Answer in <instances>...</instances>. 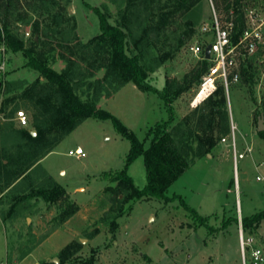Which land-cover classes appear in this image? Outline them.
<instances>
[{
  "label": "rangeland",
  "instance_id": "1",
  "mask_svg": "<svg viewBox=\"0 0 264 264\" xmlns=\"http://www.w3.org/2000/svg\"><path fill=\"white\" fill-rule=\"evenodd\" d=\"M127 2L54 0V5L44 9L40 1L0 0V26L6 25L26 42L34 37L32 30L35 22L40 23L41 30H50L48 39L42 37L40 47L54 49L51 53L55 54L56 61L52 67L61 72L68 66L69 60L73 61L76 78L79 79V93L89 91L90 94H100L98 107L118 118L148 147L151 141L149 130L168 118L162 99L156 94L140 91L132 83L113 93V85L104 80L105 69L100 68L104 56L98 53L94 44L88 45L100 33L99 17L93 8H100L116 25L121 22ZM246 2L247 23L252 15L264 21V0ZM175 4L176 0H155V16L160 13L157 9L160 6L172 9ZM56 13L64 17L59 26L54 23ZM230 14L213 0H201L191 13L177 14L159 36L151 32L147 43L149 47L144 45L145 42L140 46L141 50L144 47L145 59L154 67L150 75L154 86L167 89L169 95H173L179 88L191 85L173 101L175 120L169 130L175 136L178 135L175 129L179 125L197 130L201 135L213 132L217 141L210 153L196 159L170 186L168 196L175 199L124 203L127 192L117 188V183L104 179V175L125 168L131 147L129 140L117 131L110 119H87L40 161L42 169L86 209L81 226H77L80 233L74 242L102 232L99 244L87 245L83 253L77 254L82 253V256H73L77 257L76 264H84L93 250L94 264H243L241 231L245 239H253V244L246 251L247 264H250L252 248L262 250L264 264V219L257 228L244 231L242 227L243 217L264 211V138L257 131L264 104V49H259L252 56L242 57L239 61L240 81L231 84L225 92L231 128L228 136L222 138L218 134L219 118L216 116L213 126H208V102L199 104L197 108L191 105L200 86L191 80L194 71L200 69L202 59L196 57L190 48L212 40L213 34H204L201 28H210L214 15L225 26L229 23ZM135 33L134 39L139 40L142 33ZM183 33L187 34L185 43L178 50L177 38ZM137 51L132 45L129 47L130 54ZM167 53L171 56L164 59ZM6 61L5 74L0 77V109L7 97L5 92L9 82H24L30 86L38 78L36 72L24 68L25 58L21 53L8 49ZM252 61L259 62L254 71L249 69L254 74V84L246 82L248 77L243 75L241 68L242 65L247 68ZM218 86H221L220 82ZM108 91H111L110 96ZM20 93L21 89L12 95ZM214 97L216 99V95ZM15 108L26 111L29 118L26 129L35 130L34 109L30 108L29 102L20 99L11 104L6 115L0 113V156L3 150L8 149L10 155L18 156L20 160L27 148L20 133L22 128L10 119V112ZM78 147L84 151V157L68 154ZM41 173L40 168L34 172L35 175ZM128 175L137 188L142 189L146 185L143 156L128 167ZM181 200L199 217L207 218V224L200 225L184 209ZM117 213L123 216L117 220V230L110 235L109 223ZM55 215V208L49 209L41 203L35 215L23 216L11 225L5 226L0 218V264H20L32 253L28 264H46L45 258L53 255L51 249L64 242V238L56 236L39 247L54 230L52 219ZM91 219L96 222L92 223ZM95 223L101 225V231L96 229ZM226 223L229 225L225 227ZM81 244H87V241Z\"/></svg>",
  "mask_w": 264,
  "mask_h": 264
},
{
  "label": "trees",
  "instance_id": "2",
  "mask_svg": "<svg viewBox=\"0 0 264 264\" xmlns=\"http://www.w3.org/2000/svg\"><path fill=\"white\" fill-rule=\"evenodd\" d=\"M35 1L43 3L44 9L54 5V0ZM213 1L219 8L223 7L225 11L232 13L228 22L233 23L232 40L236 43L247 28L245 8L248 3L246 0ZM200 2L201 0H176L174 8L167 9L162 5L157 8L160 13L155 16V0H128L121 22L116 25L109 21L108 15L100 8H93L99 17L100 33L91 39L88 45L94 44L98 53L104 56L100 68L105 69L104 80L113 85L112 92H118L125 85L132 83L142 92L159 96L168 113L167 120L158 122L149 130L148 136L151 137V141L148 147L118 118L98 107L100 94H90L89 91L79 93L77 87L79 79L76 78L73 61L69 60L68 66L61 72L52 67V63L56 61L55 54L51 53L54 49L46 50L40 47L43 44L42 37L48 39L50 30L48 32L41 30L40 23L35 22L32 30L34 37L26 42L13 34L6 25L0 26V42L5 41L8 49L12 52L21 53L25 58L24 68L38 74L37 80L30 86L24 82L19 84L9 82L5 92L7 97L3 100L0 109V113L6 115L11 104L17 100L25 99L29 102L30 108L34 109L33 128L36 130V135L27 129L20 131L26 141L27 148V151L22 153V159L19 160L18 156L15 158L10 155L8 149L3 150L4 153L0 156V218L5 226L13 224L23 216H33L39 211V205L43 203L49 209H56V215L52 219L55 224L52 231L54 232L79 211V206L70 198L66 189L56 182L44 168L42 169L40 161L54 151L65 137L90 118L112 120L117 131L131 144L125 168L122 171L111 173V175H104V179L117 183V188L127 192L123 199L124 203L150 199L168 202L172 201V198H176L168 196L170 186L187 168L194 164L196 159L205 156L215 148L216 139L213 132L209 135H201L197 130L183 128V125V127L179 125V129L176 127L177 136L172 130H169L175 120L173 101L187 91L191 85L179 88L173 95H169L167 89H159L154 86L150 81L154 67L145 59L144 47L141 50L140 46L145 42L144 45L149 47L147 43L151 32H155L159 36L172 23L177 14L191 13ZM53 18L57 26L64 21L61 13H56ZM188 25L192 28L191 23ZM139 31L142 35L139 40H136L134 39L135 32ZM186 36L187 34L183 33L177 38L178 50L184 45ZM131 45L138 50L136 54L129 53ZM170 56L171 54L167 53L164 59ZM243 62L245 61L243 60ZM210 65L211 63L207 59H203L200 69L194 71L191 82L196 81L200 84L202 75L208 71ZM257 65H259L258 61H252L247 68L242 65L243 75L248 77L247 83H255L254 74L249 69L254 71ZM20 89L22 90L21 95H12L19 92ZM225 92L226 90L221 84L215 93L205 101L210 107L208 126L211 128L215 116L218 117V134L222 138L228 136L231 131ZM107 93L108 96L111 95V91ZM16 111V108L9 111L11 114L9 117L13 121ZM261 115L264 116V104ZM258 133L264 138V132ZM48 135L52 138H48ZM140 156H143L147 177L146 185L142 189L137 188L128 175V167ZM39 168L42 173L35 175L34 172ZM122 193L118 195V198ZM180 202L200 225L207 224V218L199 217L183 200ZM130 209L131 207H129ZM122 216V213H117L112 218L109 223L110 235H113L117 230V220ZM263 219L264 211L250 217H243V230L257 228ZM234 220L238 222V219ZM228 225L229 223L224 224L225 227ZM81 248L80 242H73L66 246L58 255L59 264H76L77 257H73V255ZM94 253L93 250L91 257L85 260L84 264L95 263Z\"/></svg>",
  "mask_w": 264,
  "mask_h": 264
},
{
  "label": "built area",
  "instance_id": "3",
  "mask_svg": "<svg viewBox=\"0 0 264 264\" xmlns=\"http://www.w3.org/2000/svg\"><path fill=\"white\" fill-rule=\"evenodd\" d=\"M250 18L251 21L247 23V28L240 35L236 43L232 40L233 23L230 22L223 26L216 15H214L210 28L208 26L201 28L204 34L212 33L213 38L204 45L195 44L191 46L190 50L196 57L203 60L206 59V47L210 46V59L208 61L211 65L202 78L198 91L192 101V106L197 107L210 98L217 90L219 82L228 91L231 84L240 81L239 61L242 57H246L247 55L252 56L259 49H264V21L255 19L253 15ZM7 51L8 47L5 41L0 42V77H3L6 71ZM14 118L20 127L27 128L29 126V118L25 110L18 109ZM232 128L234 129V127ZM68 154L76 157L85 156L84 151L80 147L74 151H69ZM240 244L243 254V264H247L246 251L253 244V239H245L241 231ZM249 263L263 264L261 249L252 248Z\"/></svg>",
  "mask_w": 264,
  "mask_h": 264
},
{
  "label": "crops",
  "instance_id": "4",
  "mask_svg": "<svg viewBox=\"0 0 264 264\" xmlns=\"http://www.w3.org/2000/svg\"><path fill=\"white\" fill-rule=\"evenodd\" d=\"M14 121H15V118H14ZM18 126H19V124H18ZM20 128H22V127H20ZM22 129H26V128H22ZM45 157H47V156H45ZM78 188H80V187H78ZM78 188H76V190ZM68 194H69V196H71L70 193H68ZM72 200L79 206V211L76 214H74L71 218H69L59 229H57L56 231H54L51 234H49L45 238V240L39 245V247L41 248L42 246H44V244L51 242L53 240V238H55L56 236H58V238H60V239H63L64 238L63 244L58 245L55 248L51 249V252H53V255L50 256V257H46L45 258V263L46 264H51V260L52 259L58 258V255H59L60 251L62 249H64L66 246H68L69 244H71L74 241H76V238H77L76 236H77V234L80 233V231L78 230L77 226L78 227L81 226L80 223L83 222L82 220H83V218H85L84 212L86 211V209L83 208V204L82 205L79 204L76 201V199L73 198ZM91 220H92V223L96 222V220H94V219H91ZM94 225H95L96 229H98V230L101 231V228H102L101 225H99L98 223H95ZM61 234H64V235H61ZM101 236H102V232H99V233H96V234H94L92 236L91 235L90 236H87L86 239H81L80 238L79 241L81 243L83 241H85V242L87 241V244L82 245V248L78 252H82L83 253L84 252V249H85V246L87 247V245L92 247V246H95V245L99 244V242L102 241V237ZM115 245H117V244H115ZM78 252H76L73 256H82L83 255L82 253L79 254V255H77ZM33 254L34 253H32L29 256H27L26 258H24L20 264H28V262H27L28 261V258L31 257V256H33ZM58 264H59V258H58Z\"/></svg>",
  "mask_w": 264,
  "mask_h": 264
},
{
  "label": "water",
  "instance_id": "5",
  "mask_svg": "<svg viewBox=\"0 0 264 264\" xmlns=\"http://www.w3.org/2000/svg\"><path fill=\"white\" fill-rule=\"evenodd\" d=\"M210 50H211V47L210 46H207L206 47V50H205V57L206 59H210ZM258 132H264V116L261 115L259 118H258V129H257ZM33 135H36V131H32L31 132ZM51 263L52 264H58V258H54L51 260Z\"/></svg>",
  "mask_w": 264,
  "mask_h": 264
}]
</instances>
